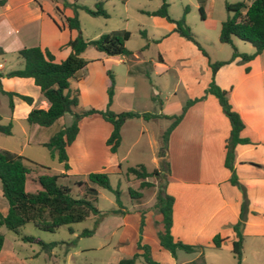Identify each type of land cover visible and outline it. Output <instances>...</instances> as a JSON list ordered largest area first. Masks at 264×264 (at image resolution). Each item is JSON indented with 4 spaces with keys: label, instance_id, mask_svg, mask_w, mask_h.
<instances>
[{
    "label": "rangeland",
    "instance_id": "374dc122",
    "mask_svg": "<svg viewBox=\"0 0 264 264\" xmlns=\"http://www.w3.org/2000/svg\"><path fill=\"white\" fill-rule=\"evenodd\" d=\"M67 1H75L89 8H93L95 2L101 1L107 13V17L91 16L77 9L79 29L74 30L72 36L79 34L83 39L90 40L102 33L127 31L128 38L123 44L132 53L128 57L106 56L92 46H86L81 53V57L86 60L85 66L69 79V88L78 91L77 105L74 107L76 111L90 107L96 109L105 107L106 88L109 84L106 70H109L113 77L112 96L108 108L114 112L131 110L139 113H177L180 106L188 99L189 93L199 90V83L202 84L204 80V65L207 69L206 77L210 79L206 58L195 45L170 32V23L163 18L145 13L156 9L160 5V0ZM165 1L168 16L172 19L183 17L194 39L206 52L210 61L226 58L231 53V45L218 40L220 22L231 14V11L226 10L225 3L236 1L247 3L248 0ZM38 2L46 6L53 4L50 0H38ZM61 2L62 0L56 2L61 6H57L59 12L53 9V15L58 22L61 21L64 8H67L68 14H71V9L62 7ZM199 5L203 9V19L199 15ZM67 37L66 29L47 35V45L52 50L55 60L63 58L65 45L60 47V44ZM231 41L238 50H245L243 49L245 47L251 49V45L247 42L234 37ZM15 53L8 51L0 55V61L3 60L7 69L21 66V61ZM21 85L19 88L25 92L24 94L37 102L39 94L37 87L33 83ZM7 102V97L0 93V124L7 122L11 124L9 134L0 133V149L22 155L36 165L43 166L39 168L26 162L33 171L29 173L27 179L33 173L56 174L61 171V163L50 157L41 143L25 141L27 138H32L37 127L39 130L35 138L46 140L59 126L69 124L71 115L65 113L52 125L39 127L25 122L22 108H19L11 119ZM168 122V119L163 118L147 121L142 118L125 120L120 127V141L113 156L103 139L105 134H109L110 125L96 114L81 118L78 122L80 132L75 142L65 148L69 166L67 176L60 177L58 183L72 186L78 179L85 180L88 172L104 171L108 176L110 187L119 191L120 205L116 204L113 192L94 186L96 192L93 204L102 216L89 235H80V232L84 229H92L97 215L90 214L81 221L61 225L51 232L38 229L30 222L19 227L17 233L0 225V234L3 236L0 264H108L117 250L107 242H116L121 230L120 227L114 226L119 212L110 211L116 208L131 210L136 202L139 203V207L151 206L155 200L156 189L163 182V177L153 176L147 178L152 183L151 186L139 188V180L125 176L123 171L125 167L137 164H142L147 170L153 167L151 158L155 156V141L159 131L164 130ZM157 140L159 146L160 134ZM116 162H119L120 170ZM129 189L139 191L140 197L131 198ZM252 198L257 204L256 207L264 205V191L254 190ZM5 208L6 201L0 193V211ZM259 212L264 216V209ZM253 222L264 223V218H254ZM240 231L242 243L239 264H264V232L257 234L254 226L246 225L244 229L243 224ZM20 235L33 236L45 243L53 241L55 244L47 252L37 243L22 241ZM193 254L195 253L177 250L178 259L188 258ZM202 257L204 264H238L227 241L219 248L203 245ZM158 261L160 264H166L164 259L160 258ZM134 264L144 263L140 257H137Z\"/></svg>",
    "mask_w": 264,
    "mask_h": 264
},
{
    "label": "trees",
    "instance_id": "16d2710c",
    "mask_svg": "<svg viewBox=\"0 0 264 264\" xmlns=\"http://www.w3.org/2000/svg\"><path fill=\"white\" fill-rule=\"evenodd\" d=\"M6 0H0V5H3ZM38 4V0H35ZM57 2L58 0H50ZM62 7H69L72 11L70 16L62 15L60 17L62 26L68 30H78L79 23L76 15L77 9H81L91 16L107 17V13L102 7L101 1L94 3L93 8H89L75 1L62 0ZM225 8L231 11V14L220 22L218 31V40L221 43L230 44L232 51L227 60L210 61L206 52L194 39L189 27L185 24L183 17L172 19L167 14V3L165 0H160V5L145 13L151 16L163 18L168 23L173 25L171 32L190 41L198 51L206 58V63L210 69V79L201 96L187 99L180 106L177 113L162 114L135 112L131 110H123L114 112L108 108L111 102L113 77L109 70L106 74L109 79V84L106 88V104L103 109L93 107L87 109L75 110L77 105L76 89L69 88V79L74 76V73L85 66L86 60L81 57L87 45L92 46L96 51L103 53L106 56L122 55L124 57L131 56L132 53L124 47V40L128 38L127 31L102 33L98 37L90 40L83 39L79 34L68 38L65 46L69 48L67 55L59 60L54 61L53 55L47 49L41 50L38 46L21 47L15 55L21 61L19 68L8 70L4 73L0 72L1 77H29L32 83L38 88L42 98L46 101V106L32 107L26 114L24 120L27 124L36 125L39 127H48L65 113L71 115L69 124H62L55 130L44 142V146L49 156L55 158L62 165L63 172L57 174H44L38 172L32 177L36 185L34 191H27L24 188L25 181L29 173L33 172L30 169V164L36 165L22 155L0 149V193L6 201V211L0 214V225H3L8 230L17 233L18 228L30 222L36 228L45 231H54L61 225L83 220L85 217L97 215L92 229H84L80 235H89L93 232L95 226L101 218V214L94 206L93 200L95 188L101 187L110 190L114 193L115 202L119 204L118 189H112L109 184L108 176L104 171H91L86 174L85 180L78 179L72 186H67L58 183V179L65 176V171L68 170V161L65 148L74 140L78 132V122L81 118L98 115L102 120L110 125V131L104 143L110 153H114L120 141V127L123 122L131 118H142L148 120L150 118L163 117L169 122L165 129L160 134V144L156 155L160 158L158 166L152 170H146L142 164L135 166H127L124 169L125 176H132L138 179V187H148L152 183L147 180L149 177L161 176L163 182L159 185L155 192V200L153 208L160 215V229L156 232L158 245L168 251L171 257L175 256L177 250L186 253L198 252V256L191 260L189 264H204L202 257L203 245H194L183 243L179 240H174L170 233L171 226V208L173 197L167 194L164 190L165 177L169 172L168 162L165 160V151L167 138L172 128L180 121L186 109L195 101L201 100L206 94L212 95L222 113L229 122V134L224 143V158L223 166L230 171L229 182L237 187L241 194L239 204L238 218L232 224L234 239L231 242V252L239 264L241 257V226L245 220L247 213V198L244 187L237 181L234 173L232 162L234 158V146L236 144L249 143L247 138L240 136V131L243 128V122L239 114L232 109L228 102L226 91L215 84L213 75L215 71L223 64L238 58L240 61H247L264 50V0H250L249 3L244 1H236L225 3ZM54 11L59 12L58 7H53ZM186 8H184V11ZM198 11L200 18H204L203 9L199 5ZM59 27V26H58ZM232 37L238 40L249 43L253 47L252 53L238 52L232 44ZM3 53L0 48V55ZM0 93L8 99L7 105L12 108V97H16L26 104H30L32 99L28 95L19 94L12 91H4L0 83ZM1 118V117H0ZM10 122L0 124V133H10ZM117 168L121 166L118 163ZM129 195L132 198L140 197L139 191L129 189ZM110 212H121L120 209H113ZM143 225V213L140 212L138 225V238H140L141 228ZM69 231H71L69 229ZM22 241L37 243L44 251H49L55 242H43L40 239L29 236L20 235ZM222 238L217 234L211 238L212 246L218 247ZM3 243V236L0 234V249ZM138 252L133 253L129 257L120 258L116 264H134V260L140 257L144 264H158L153 260L149 253V246L140 243L139 239L136 242Z\"/></svg>",
    "mask_w": 264,
    "mask_h": 264
},
{
    "label": "crops",
    "instance_id": "0c3cea01",
    "mask_svg": "<svg viewBox=\"0 0 264 264\" xmlns=\"http://www.w3.org/2000/svg\"><path fill=\"white\" fill-rule=\"evenodd\" d=\"M52 3L46 6L42 3L38 4L35 0H6L3 5H0V48L2 51L16 52L21 47L38 46L41 50L50 51L54 61L61 60H55L52 50L47 45V35H53L56 31L66 29L68 37L60 44L61 47L65 45L68 38L74 36L71 34L74 30H68L64 25L62 26L61 21L58 22L55 19L53 7L61 6L56 2ZM71 14H68L67 8L63 9L64 16ZM172 27L173 25L170 23V32ZM233 45L238 52L248 54L253 52L252 46L251 49L243 48L245 51L238 50L234 42ZM63 50L64 58L69 48L65 46ZM229 55L216 60H227ZM205 66L204 80L202 84L199 83V90L192 94L189 93L188 99L203 94L209 81L206 77ZM8 70L11 68L7 69L3 60L0 61V72L4 73ZM213 80L215 84L226 91L228 102L243 122L244 126L239 133L240 136L249 140V143L234 146L232 167L237 181L245 189L247 198L244 229L246 225H251L255 227V233L259 234L264 232V223L253 221L254 218H264L263 214L259 212L264 209V205L256 207L252 192L254 190L264 191V50L247 61L235 58L221 65L215 71ZM0 83L4 91L24 94L25 92L19 87L22 86V83L31 84L32 79L29 77H1ZM31 99V103L26 104L22 100L12 97V108L9 109L11 119L19 108H22V117L25 118L32 107L47 105L40 93L37 95V102L32 97ZM92 120L96 119L92 118ZM229 129V122L216 99L212 95L206 94L203 99L195 101L186 109L180 121L168 135L164 158L168 162L169 172L165 177L164 190L173 197L170 233L174 240L187 244L212 246L211 238L217 234L222 238L218 248L227 241L231 249V242L234 239L231 226L238 218L241 194L236 186L230 184L228 180L230 171L223 166L224 143ZM38 130L37 127L32 138H27L25 142H44V138H35ZM162 131L160 130L159 134ZM79 132L80 127L74 142ZM107 135L108 133L103 136L104 140ZM157 138L155 156L151 158L153 167L150 170L158 166L160 159L156 155ZM112 154L114 156L115 152ZM60 172L63 170L58 173ZM35 174L33 173L29 179H26L25 190L34 191L36 189L32 180ZM65 176H67V170ZM153 203L151 206L139 207V203L136 202L135 205H132L131 210L120 209L121 212L114 223V226L121 229L119 238L116 242H107L109 246L116 247L117 253L111 256L108 264H116L120 258L129 257L138 252L136 249L138 239L140 243L149 246L151 258L158 264H160L158 261L160 258L164 259L166 264H186L198 256V252H192L195 254L191 257L178 259L177 251L175 256L171 257L168 251L158 245L156 232L161 227L160 215L153 208ZM258 209L260 210L258 211ZM5 211L6 208L0 211V214H4ZM140 212L143 213V225L140 238H138ZM126 237L129 240H126Z\"/></svg>",
    "mask_w": 264,
    "mask_h": 264
}]
</instances>
